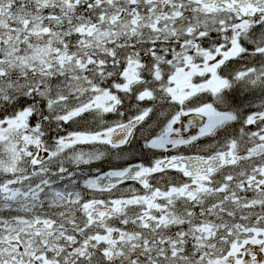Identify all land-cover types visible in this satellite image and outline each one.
<instances>
[{
    "label": "snow or ice",
    "instance_id": "1",
    "mask_svg": "<svg viewBox=\"0 0 264 264\" xmlns=\"http://www.w3.org/2000/svg\"><path fill=\"white\" fill-rule=\"evenodd\" d=\"M0 264H264V0H0Z\"/></svg>",
    "mask_w": 264,
    "mask_h": 264
},
{
    "label": "flooded vegetation",
    "instance_id": "2",
    "mask_svg": "<svg viewBox=\"0 0 264 264\" xmlns=\"http://www.w3.org/2000/svg\"><path fill=\"white\" fill-rule=\"evenodd\" d=\"M101 167H105L104 165H100ZM105 170H107L106 168H105Z\"/></svg>",
    "mask_w": 264,
    "mask_h": 264
}]
</instances>
